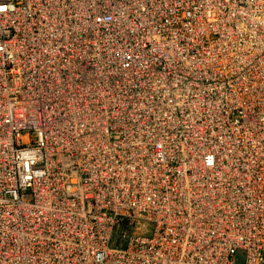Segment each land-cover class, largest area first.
<instances>
[{
	"label": "built area",
	"instance_id": "2783aa9c",
	"mask_svg": "<svg viewBox=\"0 0 264 264\" xmlns=\"http://www.w3.org/2000/svg\"><path fill=\"white\" fill-rule=\"evenodd\" d=\"M221 1L0 0V264H264V0Z\"/></svg>",
	"mask_w": 264,
	"mask_h": 264
},
{
	"label": "bare ground",
	"instance_id": "6f19581e",
	"mask_svg": "<svg viewBox=\"0 0 264 264\" xmlns=\"http://www.w3.org/2000/svg\"><path fill=\"white\" fill-rule=\"evenodd\" d=\"M110 0H91V3L93 4H98V3H103V2H109ZM208 2L210 3L211 0H208ZM224 2H227V0H223L221 1V3L223 4ZM53 3H56V0H53ZM52 5H56V4H52ZM234 11H237V7H234L233 8ZM89 24H91L90 22H88ZM57 26V23L55 22L54 23V26L53 28L55 29ZM110 34L114 33V29H111L110 31ZM152 38L154 41H159V38H157V36H155L154 34H151ZM107 37H108V34H107ZM150 40V39H149ZM95 42V39L93 41H89L86 42V43H83V44H80V47L79 48V51L76 49V50H73V45H67L65 46L69 51H68V55L70 57H72V59H76L77 57L81 56L85 51H87L88 49L92 48V45L94 44ZM188 49L187 48H183V51H187ZM81 54V55H80ZM207 244V241H205V243H203V245H206ZM201 246V245H200Z\"/></svg>",
	"mask_w": 264,
	"mask_h": 264
}]
</instances>
